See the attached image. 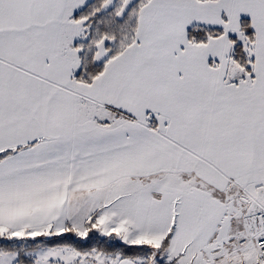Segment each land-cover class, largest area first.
<instances>
[{"label": "snow or ice", "instance_id": "snow-or-ice-1", "mask_svg": "<svg viewBox=\"0 0 264 264\" xmlns=\"http://www.w3.org/2000/svg\"><path fill=\"white\" fill-rule=\"evenodd\" d=\"M0 264H264V0H0Z\"/></svg>", "mask_w": 264, "mask_h": 264}]
</instances>
